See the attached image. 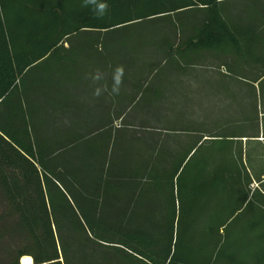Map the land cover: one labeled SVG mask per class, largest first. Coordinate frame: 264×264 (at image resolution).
Instances as JSON below:
<instances>
[{"label": "trees", "instance_id": "obj_1", "mask_svg": "<svg viewBox=\"0 0 264 264\" xmlns=\"http://www.w3.org/2000/svg\"><path fill=\"white\" fill-rule=\"evenodd\" d=\"M226 1L107 0L109 13L95 19L82 0H0V99L29 67L58 56L65 40L86 31L204 9L203 23L183 47L169 50L186 56L189 49H218L235 39ZM59 153L44 152L28 127L0 125V196L7 206L0 214V264H21L24 256L34 264H197L202 237L180 230L178 212L186 157L171 174L151 177L169 188L168 205L163 217H144L137 214L144 184L137 165L121 164L115 152L107 165L61 168Z\"/></svg>", "mask_w": 264, "mask_h": 264}, {"label": "crops", "instance_id": "obj_2", "mask_svg": "<svg viewBox=\"0 0 264 264\" xmlns=\"http://www.w3.org/2000/svg\"><path fill=\"white\" fill-rule=\"evenodd\" d=\"M223 13L230 18L226 9ZM228 25L236 31L235 39H224L218 49H189L186 53L188 67H195L201 53L218 52L217 70H168L159 76L160 87L159 82L155 87H145L140 109H185L188 115L179 118L181 136L164 140L160 145L157 137L146 139L149 143L142 148L140 144L138 155L125 153L119 145L112 146L116 134L103 128L94 142L105 138L108 144L104 150L99 146L95 149L83 146L88 140L84 137L92 134L89 126H108L115 104L126 109L131 103L127 90H121L117 96L110 94L114 68L104 56L99 58L97 42L91 39L65 40L58 56L29 67L7 96L0 99V125L28 127L44 152L60 151L61 168L107 165L116 153L121 164L137 165L144 183L139 187L140 216L166 214L169 188L151 177L171 174L173 166L183 157L188 162L183 181L185 196H193L195 188L209 194L212 186L218 185L236 191L237 205H241L255 195L251 191L254 182L264 190V6L258 10L257 20L233 21ZM193 57L194 63L190 62ZM97 69L105 73L101 83H106L109 89L100 97L93 96L97 85L89 76ZM127 77L125 72L121 89L130 86ZM136 79L137 89L143 87L145 77ZM121 137L117 134L120 142ZM209 141L212 143L208 146ZM177 177L178 174L176 180ZM230 198L226 205L233 200ZM110 199L115 200L116 195L111 194ZM123 199L130 198L123 195Z\"/></svg>", "mask_w": 264, "mask_h": 264}, {"label": "rangeland", "instance_id": "obj_3", "mask_svg": "<svg viewBox=\"0 0 264 264\" xmlns=\"http://www.w3.org/2000/svg\"><path fill=\"white\" fill-rule=\"evenodd\" d=\"M262 2L264 0H227L223 8L232 20L245 23L257 20L258 10L264 6ZM203 10L193 9L178 15L148 19L110 32L86 31L75 36V39L72 37L73 41L95 40L100 50L99 58L104 56L114 69L122 65L128 76L126 81L130 84L129 87L121 89L131 94L128 107L119 109L116 103L113 119L108 126H89L88 131L92 134L84 137L88 140L83 146L94 149L99 146L104 150L108 144L105 138L101 142H94L103 129L105 132H115L116 138L112 146L119 145V149L124 148L125 153L130 152L133 155H138L140 144L142 148L144 143H149L146 139L157 137L160 145L164 140L181 136L178 124L179 118L185 119L188 115L185 109L147 111L140 109V99L144 98L145 87H155V83L161 79L159 76L168 70L185 72L188 69H218V52L207 50L199 55V59L197 57L195 67H188L186 56L177 52L172 54L169 50L170 45L176 49L183 47L186 39L195 32V28L203 23ZM190 59L194 63L195 58ZM138 76L145 77V84L137 89L135 80L137 81ZM157 87H160V82ZM117 134L122 136V143ZM211 143L209 141L206 145ZM258 187L259 183L252 184L251 191L255 195L241 205H237L239 200L235 197L236 191L225 190L218 185H213L209 194L202 192L200 188H195L194 195L190 198L182 194L181 210H178L182 216L180 230L191 228L190 233L202 237V240L196 241L197 264L204 260L206 261L203 264H264V190ZM231 196L233 200L226 205ZM5 208L6 202L0 196V214ZM221 224L224 226L221 227Z\"/></svg>", "mask_w": 264, "mask_h": 264}, {"label": "clouds", "instance_id": "obj_4", "mask_svg": "<svg viewBox=\"0 0 264 264\" xmlns=\"http://www.w3.org/2000/svg\"><path fill=\"white\" fill-rule=\"evenodd\" d=\"M82 7L88 8L95 19H103L110 11V5L107 0H82ZM125 69L122 65H118L112 72V85L110 94L119 95L123 85ZM90 79L97 86L94 88L93 96L100 97L104 92L109 91L105 80V73L99 69L89 74Z\"/></svg>", "mask_w": 264, "mask_h": 264}, {"label": "bare ground", "instance_id": "obj_5", "mask_svg": "<svg viewBox=\"0 0 264 264\" xmlns=\"http://www.w3.org/2000/svg\"><path fill=\"white\" fill-rule=\"evenodd\" d=\"M21 264H34L31 256H25L21 259Z\"/></svg>", "mask_w": 264, "mask_h": 264}]
</instances>
